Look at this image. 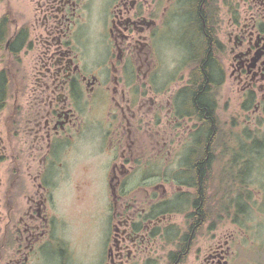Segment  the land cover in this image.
Masks as SVG:
<instances>
[{"label": "flooded vegetation", "instance_id": "af4514ba", "mask_svg": "<svg viewBox=\"0 0 264 264\" xmlns=\"http://www.w3.org/2000/svg\"><path fill=\"white\" fill-rule=\"evenodd\" d=\"M0 264H264V0H0Z\"/></svg>", "mask_w": 264, "mask_h": 264}, {"label": "rangeland", "instance_id": "374dc122", "mask_svg": "<svg viewBox=\"0 0 264 264\" xmlns=\"http://www.w3.org/2000/svg\"><path fill=\"white\" fill-rule=\"evenodd\" d=\"M237 102V101H235ZM94 202L95 211H84L82 218L78 221V224L74 225L73 229H76L77 233L84 243L82 247V256H93L97 251L99 252L104 245V237L102 232V226L104 224V214L102 209L106 201V185L98 187Z\"/></svg>", "mask_w": 264, "mask_h": 264}]
</instances>
